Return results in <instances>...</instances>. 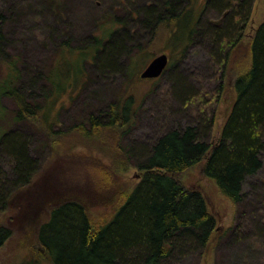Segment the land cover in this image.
Listing matches in <instances>:
<instances>
[{"label": "rangeland", "instance_id": "rangeland-1", "mask_svg": "<svg viewBox=\"0 0 264 264\" xmlns=\"http://www.w3.org/2000/svg\"><path fill=\"white\" fill-rule=\"evenodd\" d=\"M157 1L0 0L3 15L0 79L15 69L19 91L28 101L41 106L34 117L15 121L14 99L0 96V140L6 131L25 139L39 171H44L51 162L68 163L70 159L66 156L88 152L85 141L73 134L75 126L91 130L86 123L91 113L99 109L107 111L109 104L131 94L136 108L131 122L119 127L118 135L108 132L109 128L99 132L103 139L130 151L127 168L115 173L107 167L117 179L118 191L124 194L139 181L141 171L135 164L167 130L195 126L211 146L219 141L235 98V79L250 67V42L264 21V0H251L248 19L240 22L230 36L212 34L213 26H222L226 15L212 7L205 8V0L185 2V6L197 10V14L192 11V16H197L198 25L178 45L171 36L175 25L172 22L160 24L154 30L140 24V9ZM109 20L116 22L115 36L126 31L129 42L116 60L110 57V50L106 52L104 63L97 58L98 54L89 57L91 49L87 46L94 37H103V29L110 27L106 24ZM179 35L180 32L175 37ZM161 53L169 57L164 72L156 78H141L143 68ZM79 60L83 71L78 77L73 76L82 83L72 90L70 86L66 88L44 118L52 89L50 72L63 71L66 69L63 63ZM72 79L69 77L68 81ZM50 121L54 124L48 129ZM90 153L103 157L95 151ZM105 159L110 165V158ZM260 159L261 168L246 177L242 200L235 204L205 176L204 160L176 175L184 189L202 193L208 210L216 218V228L202 253L175 255L163 264H264V151ZM11 165L12 156L0 145V184L9 185L8 189L15 179ZM71 173H65V184L87 181L86 177L76 178L83 176V171L75 170V177ZM30 186L29 182L20 185L21 194L0 209V227L10 231L0 246V264H50L37 237L41 218L46 219L47 215L37 210L35 214V208L27 207L24 201V190ZM111 212L112 209L103 208L91 211L93 225L109 219Z\"/></svg>", "mask_w": 264, "mask_h": 264}, {"label": "trees", "instance_id": "trees-1", "mask_svg": "<svg viewBox=\"0 0 264 264\" xmlns=\"http://www.w3.org/2000/svg\"><path fill=\"white\" fill-rule=\"evenodd\" d=\"M190 1L159 0L155 5H144L140 9V24L154 30L160 24L172 22L175 25L171 36L178 45L198 25L197 16H192L194 10L197 14L195 7L184 5ZM204 7H212L226 15L222 26H213V36H230L240 22L248 19L251 0H205ZM2 20L0 13V28ZM106 24L110 27L103 29V37H94L87 46L91 49L89 57L98 54L97 58L104 61L110 50V57L116 60L128 47L129 37L126 31L115 36L114 20ZM178 32L181 35L176 38ZM105 38L111 40L105 42ZM249 48L250 67L235 79V98L220 140L211 146L195 126L167 130L135 164L141 175L125 194L118 191L117 179L107 167L113 168L115 173L127 168L130 151L103 139L99 132L109 128L108 132L111 130L118 135V128L131 122L136 109L131 94L109 104L107 111L99 109L91 113L86 120L91 130L75 126L73 134L85 141L88 152L81 156H66L70 159L68 163L67 160L51 162L44 171H39L37 160L28 153L25 139L6 131L0 145L12 156L11 169L15 179L10 189L7 188L9 185L0 184V209L21 194L18 193L20 185L31 184L29 190H24V201L27 207L35 208V214L37 210L47 215L46 219L41 218L37 237L50 264H163L175 255L185 257L202 253L216 228V218L208 210L202 193L197 189H184L176 175L204 160L205 176L235 204L242 200V183L246 177L261 168L260 154L264 151V21L256 29ZM77 62L63 63L66 69L50 72L48 80L52 89L44 118L66 88L70 86L72 90L82 83L73 76L78 77L83 71L81 61ZM69 77H73L72 82L68 81ZM16 80L15 69L0 79V96L14 99L13 120L27 121L41 106L28 101L17 88ZM52 124L54 122L50 121L47 128ZM105 157L110 158V165ZM75 170L84 172L76 178L86 177L87 181L77 186L65 184V173ZM74 172L70 176L75 177ZM100 208L112 209V212L109 219L96 226L90 214ZM9 233L8 229L0 227V246Z\"/></svg>", "mask_w": 264, "mask_h": 264}, {"label": "water", "instance_id": "water-1", "mask_svg": "<svg viewBox=\"0 0 264 264\" xmlns=\"http://www.w3.org/2000/svg\"><path fill=\"white\" fill-rule=\"evenodd\" d=\"M169 57L166 53L155 55L140 72L143 79L159 77L168 65Z\"/></svg>", "mask_w": 264, "mask_h": 264}]
</instances>
